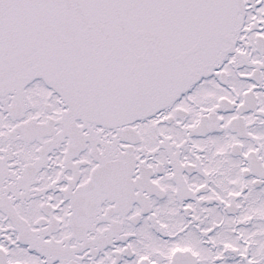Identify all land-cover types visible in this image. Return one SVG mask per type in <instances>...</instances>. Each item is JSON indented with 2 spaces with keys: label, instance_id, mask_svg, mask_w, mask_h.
<instances>
[{
  "label": "snow or ice",
  "instance_id": "1",
  "mask_svg": "<svg viewBox=\"0 0 264 264\" xmlns=\"http://www.w3.org/2000/svg\"><path fill=\"white\" fill-rule=\"evenodd\" d=\"M0 264H264V0H0Z\"/></svg>",
  "mask_w": 264,
  "mask_h": 264
}]
</instances>
